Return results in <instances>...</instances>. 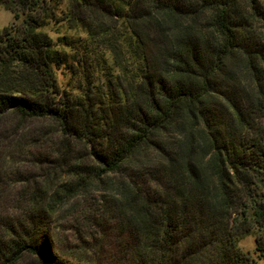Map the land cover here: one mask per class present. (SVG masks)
Listing matches in <instances>:
<instances>
[{"label":"trees","instance_id":"obj_1","mask_svg":"<svg viewBox=\"0 0 264 264\" xmlns=\"http://www.w3.org/2000/svg\"><path fill=\"white\" fill-rule=\"evenodd\" d=\"M0 3V264H258L250 234L264 261V0ZM76 31L128 86L61 87Z\"/></svg>","mask_w":264,"mask_h":264},{"label":"rangeland","instance_id":"obj_2","mask_svg":"<svg viewBox=\"0 0 264 264\" xmlns=\"http://www.w3.org/2000/svg\"><path fill=\"white\" fill-rule=\"evenodd\" d=\"M54 6L55 5H53V7ZM15 20V14L10 10H7L3 4L0 3V29L11 25ZM69 37L70 41H72V44L66 46V49L72 48L74 51H81L79 56H82L83 64L80 69H77L74 72H69L68 70L64 69V67L58 70V79L63 89L77 92L76 88L80 85H83V87H88L90 85V87L93 88L96 97L100 98L101 96L104 98H111L112 88L116 87L118 83L124 86L129 85V74L127 75V73H125L122 80L116 78L118 71H120L122 68H118L114 64L115 61L113 60V54L110 53L107 45L100 44L96 40L93 42L92 40H86L84 34L77 31L74 33L70 32ZM126 64H128V73L130 71L132 73V70L134 69L132 68V64L130 61H128V59L123 61V65ZM110 107H113V104H111ZM101 113L106 117L105 124L108 126V129H115L114 127L115 125H118V123L115 121V116L112 109L104 108L103 111L100 110V114ZM37 122L40 123V121ZM24 125L26 127L31 126V120L26 121ZM101 206V203L95 202L93 206L91 205V210H87L88 205L81 203L77 207L76 211H70V213L68 212L67 216H63L64 227L71 226L73 231H65L63 233L67 236L70 235V240L73 238L71 235L73 233H75V236H78L79 233L81 235H86L89 230L95 228V221L102 219L103 215L100 212ZM114 222H116V219L112 220L111 223ZM114 237L115 235L108 237L106 239V243L112 241L111 239H116ZM116 237L118 239L117 235ZM112 242L114 246L117 245L114 241ZM239 244L245 251L251 253V255L258 260V264H264V261L259 258V255L256 252V240L254 234L245 236L240 240ZM99 254H101V252ZM22 264H26V261L22 262Z\"/></svg>","mask_w":264,"mask_h":264}]
</instances>
